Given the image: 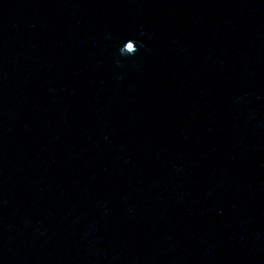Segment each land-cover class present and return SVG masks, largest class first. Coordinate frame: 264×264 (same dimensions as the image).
<instances>
[{"label":"water","instance_id":"95a60500","mask_svg":"<svg viewBox=\"0 0 264 264\" xmlns=\"http://www.w3.org/2000/svg\"><path fill=\"white\" fill-rule=\"evenodd\" d=\"M0 264H264V0H0Z\"/></svg>","mask_w":264,"mask_h":264},{"label":"clouds","instance_id":"9594fccd","mask_svg":"<svg viewBox=\"0 0 264 264\" xmlns=\"http://www.w3.org/2000/svg\"><path fill=\"white\" fill-rule=\"evenodd\" d=\"M133 44L135 45V48H133ZM138 44H139V47H138ZM142 47H143L142 43H139L135 39L130 38L123 44L122 47L118 48V53L121 57H138L139 48H142ZM129 50H131L132 52L131 55L126 54V52ZM117 63L119 64V60L117 61ZM142 63H143V58L138 57L137 60L133 63L132 67L139 68L140 66H142Z\"/></svg>","mask_w":264,"mask_h":264}]
</instances>
